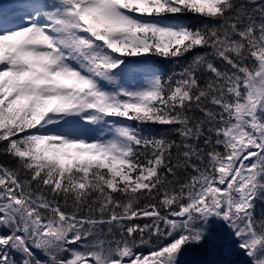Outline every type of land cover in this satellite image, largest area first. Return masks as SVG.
I'll return each instance as SVG.
<instances>
[{
  "label": "snow or ice",
  "instance_id": "1",
  "mask_svg": "<svg viewBox=\"0 0 264 264\" xmlns=\"http://www.w3.org/2000/svg\"><path fill=\"white\" fill-rule=\"evenodd\" d=\"M0 158V264H264V0H0Z\"/></svg>",
  "mask_w": 264,
  "mask_h": 264
},
{
  "label": "trees",
  "instance_id": "2",
  "mask_svg": "<svg viewBox=\"0 0 264 264\" xmlns=\"http://www.w3.org/2000/svg\"><path fill=\"white\" fill-rule=\"evenodd\" d=\"M173 65H171V67H172ZM3 159H5V158H0V161H2Z\"/></svg>",
  "mask_w": 264,
  "mask_h": 264
}]
</instances>
